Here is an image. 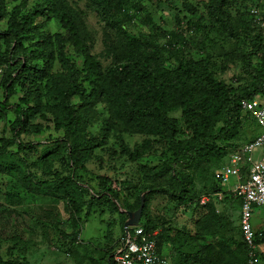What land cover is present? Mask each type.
Here are the masks:
<instances>
[{
	"label": "rangeland",
	"instance_id": "374dc122",
	"mask_svg": "<svg viewBox=\"0 0 264 264\" xmlns=\"http://www.w3.org/2000/svg\"><path fill=\"white\" fill-rule=\"evenodd\" d=\"M23 1L0 0V32L7 30L11 11ZM35 1L27 0L21 15L29 13ZM133 1L128 13L134 15V21L126 22L122 31L115 25L122 12H117L115 18H103L90 1L67 0L84 24L88 38L84 49H89L103 72L118 54L130 47L146 57L155 55L161 65L171 70L178 67L176 59L183 56L187 61L208 58L214 78L239 96L248 81L242 66L244 52H240L237 40L227 38L225 33L223 36L217 34L208 14L211 0ZM255 5L263 8L264 0H233V7L225 11L237 19L239 11L243 13L249 9V14L255 16L253 24L257 25L260 22L257 12L261 8ZM45 21L44 17L37 18L33 25L37 30L22 37L19 44L13 40L5 42L0 37V103L6 99L11 105L20 104L33 110L25 125L14 124L17 116L11 109L0 116V259L21 264H105L124 228V212L137 205L136 195L143 187L144 174L156 168L164 185L174 190H179L181 184L174 176H184L189 197L213 190L218 171L228 165L230 154L224 159L218 155L197 157L195 153L188 158L184 148L190 142L202 147L204 137H213L223 129L225 112L221 109V116L212 118L207 114V119L202 121L206 135L194 138L195 132L186 129L183 107L178 100L165 102L166 118L175 125L174 142L179 143L176 149L179 155L174 153L169 143H161L157 135L160 130L168 129L167 126L160 128L154 118L147 121L146 114L131 121L124 106L93 92L94 79H88L89 69L84 57L77 52L78 48L68 41L70 35L59 30L53 19L47 20L46 26L42 25ZM198 23H202L204 31L192 34V28ZM57 34L63 40V48L56 50L52 47ZM168 34L181 40L180 45L185 43V51L168 48ZM38 42L42 46H37ZM40 47L54 51V55L44 60L23 58L24 51L28 56L31 49ZM179 52L184 55L180 56ZM7 60H12L15 70L8 67ZM255 60L252 59V64ZM70 66L76 74L75 84L85 88L83 97L86 99L74 96L70 100V104L78 105L80 113L76 111V116L84 123L83 129L72 134L64 117L65 103L61 93L69 87ZM13 71H21L22 76L14 93L5 98L3 79ZM202 85L205 84L196 82L192 87L199 91ZM96 87L103 88L106 94L111 92L106 84ZM24 100L28 101L27 105L22 103ZM246 126L245 137L250 139L249 134L257 130L250 118L243 120V127ZM117 128H126L129 133L123 134ZM89 141L90 146H84ZM82 145L86 153L82 155L88 157L80 160ZM263 152L264 148L253 153V159ZM72 154L80 160L77 165L72 162ZM177 158L181 160H175ZM141 164L151 172L142 169ZM66 178L68 182L64 189L61 188L63 192L56 193ZM30 184L36 190L43 187L46 191L28 192ZM107 190L117 197L120 212L116 213L107 200ZM204 197L202 195L201 200L206 201ZM179 205H170L162 196H155L149 199L147 206L152 219L165 231L161 232L159 242L168 264H240L237 205L216 203L207 212L198 206L183 211L177 208ZM250 223L263 230L264 206L252 209ZM214 254L219 257L217 261L213 259ZM259 264H264V256Z\"/></svg>",
	"mask_w": 264,
	"mask_h": 264
},
{
	"label": "trees",
	"instance_id": "16d2710c",
	"mask_svg": "<svg viewBox=\"0 0 264 264\" xmlns=\"http://www.w3.org/2000/svg\"><path fill=\"white\" fill-rule=\"evenodd\" d=\"M26 1L27 0L23 1L20 7L16 8L14 11H11L9 18L7 19V30L5 32H0V37L3 38L5 42L13 40L19 44L22 41V37H26L35 29L37 30V28L33 26L35 25L37 18H46L45 23H42V25L45 26L49 23L47 20L53 19L54 23L58 24L59 30L63 31L65 35H70L68 41L72 42L75 48H78L77 52L84 57L86 66L89 69L87 77L88 79H94V81L91 80L93 92H95L98 96H104L105 98L108 96L109 101L115 102V104L120 103L121 106H124V110L129 111V120L131 121L136 120V118L146 114L147 121H149L150 118H154L157 119L160 128H162L163 125L167 126L168 129L164 128V131L160 130L157 135L161 143H163L162 141H164V143H169L170 149L173 150L174 153L179 155L180 151L176 150L177 146H179V143L174 142L175 125L171 121L169 122L165 115L166 110L164 109V105L165 102H168L169 100H178L180 105L183 107L182 117L184 119L186 129L191 132H195L194 138L206 135L207 129L203 128L204 125L202 121L203 119H207V114L212 118L217 117L221 109L225 112L224 118L226 120L223 129L218 131L213 137H204V140L202 141V147H196L193 145L194 143L190 142V144L184 148V154H186L185 156L188 158L193 156L195 153L198 154L197 157H205V155H218L217 157L224 159L233 150H236L243 144L252 141L257 135L260 134L261 129L258 128L254 117L250 112H247L242 108L241 103L242 101H253L264 98V26H262V24H264V7L262 8L260 5H255V8H261V11L257 12L260 16V22L255 25V22L253 24L255 16H251V13L249 14V9L243 13L239 11L237 14V19H235L233 15L226 13V8L233 7V0H211L208 3V14L209 17H211V19L214 21L213 26L217 29V34L223 36L225 33L227 38L237 40L240 46V52H244L242 53L244 58L242 66L246 70L248 81L242 87V90L240 91L241 93L237 97L236 95L232 94V88H226L225 84L221 80L214 78L212 72L210 71L211 63L209 62L208 58L200 59L198 61H187L183 58L184 54L182 55L180 52V56L183 57L176 59L178 67L171 70L166 68L164 65H161L160 61L155 57V55L154 57H146L137 49L130 47V49L125 51L123 54L117 53L118 57H116L114 63L103 72L99 63L97 62V59L92 56L89 49H84L85 40L88 39L84 32V24L69 7L67 0H36L30 12L21 15L26 7ZM88 1H90V3H92L93 6L99 10V13L103 18H115L117 12H122L121 19H118L115 23L119 30L124 31L126 28V22L130 23L134 21V15H129L128 13V9L130 8L128 6L130 3V6H132L134 3L133 0ZM260 13L262 14L260 15ZM36 26L40 27V25ZM203 31L204 27L202 23H198L192 28L191 33L196 35L201 34ZM36 34L41 35L40 33H35V35ZM53 38L54 46L52 43V49L57 50L62 47L63 40L61 37L57 34ZM180 41L181 40L179 39L175 40L172 34H168L166 46L173 50L179 48L180 50L185 51V43L180 45ZM189 44L190 42H188V45ZM36 45L42 46L39 42L36 43ZM243 45L246 49L244 51ZM39 49H31V52L29 51L28 56H26L27 53L24 51L22 56L25 60L28 58L29 61L37 60L38 58H43L42 60H44L45 57L54 55V51H46V48L44 49V47H40ZM21 52H19V55ZM253 58L257 59L255 60V64H252ZM1 62L2 60L0 58V63ZM6 63H8V67L12 68V70L16 69H14L15 65L13 64L12 60H7ZM69 68L72 69L67 79L69 87L66 91H62L61 93L62 99L65 103L64 117L65 120L68 121L67 128L72 134L73 132L83 129L84 123H82L83 121L81 122L76 116V111L80 113V110H77L79 108L78 105L70 104V100L74 96H81L83 101L86 99L83 97L85 88L75 84L76 74L73 71L72 66ZM21 76V71H13L9 74L7 73V76L3 79L2 83L5 92V98L11 96L14 93V87L16 83L20 81ZM196 82H202L205 85H202L199 91H197L196 88L192 87V84ZM98 84L108 85L111 92L106 94L103 88L98 89L96 87ZM112 91L114 93H112ZM22 103L27 105L28 101L24 100ZM8 109H11L17 116V120L14 121L15 125H25L24 123L28 120L29 115L33 114L32 109L23 108L20 104L11 105L5 99L0 103V116ZM80 117L82 118V116ZM248 118L252 119V122L257 130L256 133L249 134L250 139L245 137L248 126L243 127V120ZM141 127L143 126L141 125L140 128ZM117 129L123 134L129 133V130H126V128H123L122 130L119 128ZM125 131H127V133ZM89 143L90 141L85 143L84 146L89 147ZM77 148L80 149L79 146ZM75 151L76 149L73 148L72 152ZM80 152V160L86 159L88 157L87 155H82L86 154L83 153V145L82 149H80ZM71 159L75 165H77L80 161L78 160V156L75 157L74 154L71 155ZM175 160L181 159L177 158ZM141 165L142 169L146 170V166L143 167L144 164ZM146 171L151 172V170ZM152 171L153 172L150 174L143 173V187L137 191L136 195L137 205L131 209L128 208V211L124 212L126 215L122 225H124L125 221L127 220V213L135 212L140 207L141 197H143V208L139 225H141L147 233L157 231L155 240L158 244V252L165 258L167 257L163 253V249L159 242V236L163 231L162 226L158 225L147 211L148 201L150 198L162 196L170 205L180 203L177 208H182L183 211L188 209L193 210L196 208L195 206L201 208L200 210L203 209L202 211H208V209L213 208L214 204L216 203H230L237 205V210L239 212L240 201L232 198L231 194L228 192L229 185L222 186L217 180L213 190L205 192L201 195H191L189 197L187 196V186L185 185L186 178L184 176H174L177 181L181 183L180 189L174 190L172 187L164 185L157 173L158 170H156V168H154ZM174 174L176 173H173L172 175ZM67 182L68 178L63 179L61 186L58 190H56V193H62V189L66 187ZM30 190L31 192L35 193H42L46 191L43 187H40L38 190H36L32 184L28 186L27 191L29 192ZM217 193H221V195H223L222 200H218L216 196ZM106 195L108 196L107 200H109L111 203L114 211L116 213L120 212L121 209L117 203V197L113 196L112 192L109 190L106 191ZM202 195H205L204 198H207V201L203 204H200ZM126 198L128 197L126 196ZM73 206H76L75 203H73ZM142 218L144 219L143 223L141 222ZM127 233L131 234L132 231L128 229ZM122 234H124L123 230ZM254 241L257 245L264 244V228L263 230L260 229L255 231ZM114 247L115 245L113 246L112 250H114ZM208 247L209 251L212 252V247L210 245ZM239 248L242 257L240 264H246L247 252L246 246L241 236V231ZM257 256L260 259L264 256V254L258 252ZM213 259L214 261H217L219 257L214 254ZM0 264L21 263L16 261L7 262L0 259ZM105 264H113L111 255Z\"/></svg>",
	"mask_w": 264,
	"mask_h": 264
},
{
	"label": "built area",
	"instance_id": "2783aa9c",
	"mask_svg": "<svg viewBox=\"0 0 264 264\" xmlns=\"http://www.w3.org/2000/svg\"><path fill=\"white\" fill-rule=\"evenodd\" d=\"M241 104L245 111L252 114L261 132L252 141L230 153L228 165L218 171L217 180L222 186L229 185L228 192L232 198L240 201L239 225L246 246V264H259L257 255L258 252L264 254V246L257 245L254 241L255 231L250 223V216L254 207L264 206V152L257 159L252 157L253 153L264 148V98L242 101ZM216 196L218 200L223 199L221 193ZM206 201L201 200V203ZM131 231V234L125 231L119 237L111 254L113 264L168 263L158 252L155 240L157 231L147 233L139 224L132 227Z\"/></svg>",
	"mask_w": 264,
	"mask_h": 264
},
{
	"label": "water",
	"instance_id": "95a60500",
	"mask_svg": "<svg viewBox=\"0 0 264 264\" xmlns=\"http://www.w3.org/2000/svg\"><path fill=\"white\" fill-rule=\"evenodd\" d=\"M142 202H143V197H141V205L140 207L135 211V212H128L127 213V220L124 223V229L126 230L127 228L136 226L139 224L141 215H142Z\"/></svg>",
	"mask_w": 264,
	"mask_h": 264
},
{
	"label": "clouds",
	"instance_id": "9594fccd",
	"mask_svg": "<svg viewBox=\"0 0 264 264\" xmlns=\"http://www.w3.org/2000/svg\"><path fill=\"white\" fill-rule=\"evenodd\" d=\"M140 222V221H139ZM123 227H124V225H123ZM134 227V226H133ZM131 228V227H130ZM130 228H127L126 230L123 228V231L125 232V231H128V229H130ZM255 231V230H254ZM120 237V236H119ZM119 237H118V239H119ZM118 239L116 240V242H115V245H116V243H117V241H118ZM262 246H264V244H262ZM167 259V258H166ZM168 264V263H167Z\"/></svg>",
	"mask_w": 264,
	"mask_h": 264
},
{
	"label": "crops",
	"instance_id": "0c3cea01",
	"mask_svg": "<svg viewBox=\"0 0 264 264\" xmlns=\"http://www.w3.org/2000/svg\"><path fill=\"white\" fill-rule=\"evenodd\" d=\"M253 228H254L255 231L260 230V229H258V228H255V226H254ZM121 235H122V232H121V234H120L119 236H121Z\"/></svg>",
	"mask_w": 264,
	"mask_h": 264
}]
</instances>
